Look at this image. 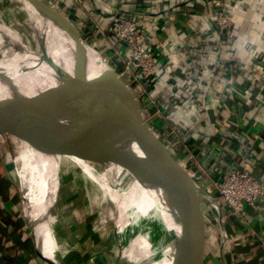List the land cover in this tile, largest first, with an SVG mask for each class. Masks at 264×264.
<instances>
[{
  "label": "crops",
  "instance_id": "crops-1",
  "mask_svg": "<svg viewBox=\"0 0 264 264\" xmlns=\"http://www.w3.org/2000/svg\"><path fill=\"white\" fill-rule=\"evenodd\" d=\"M53 1L74 16L81 33H95L94 40L98 44L101 40L105 53H109L110 46L99 36L96 23H105L118 12L143 23L149 43L160 51L158 76L150 85L152 96L186 136L195 144L202 142L203 160L211 175L221 178L232 166L251 160L256 175L264 179V0H227L234 30L219 50L215 9L208 0H81V8L72 0ZM116 45L127 52L121 44ZM192 81L203 84L197 93L203 105L193 101ZM245 81L249 86L246 92L239 88ZM152 117L162 133L161 120L155 114ZM231 132H237L240 140H235ZM3 134L0 133V264H49L34 234L31 220L35 222L36 218L17 154ZM171 150L172 147L169 151L184 168L189 182L204 191L208 184L191 178L195 169L184 166V154ZM48 191L47 186V206ZM225 212L227 239L223 251L227 264H264V202L259 211L245 207L243 216L227 209ZM217 226L219 239L215 242L204 219L187 264H224L219 216ZM12 257L19 259L14 261Z\"/></svg>",
  "mask_w": 264,
  "mask_h": 264
},
{
  "label": "water",
  "instance_id": "water-1",
  "mask_svg": "<svg viewBox=\"0 0 264 264\" xmlns=\"http://www.w3.org/2000/svg\"><path fill=\"white\" fill-rule=\"evenodd\" d=\"M23 3L41 51L28 49L31 58L18 55L0 60V133L33 144L80 135L111 150L137 155L134 189L121 209L116 203V252L112 264L139 261V253L131 256V252L140 247L148 227H153L160 238L165 264H187L204 224L200 202L210 203L218 212L221 257L227 264L222 205L189 182L149 123V111L133 88L115 69L100 71L92 64L80 29L52 0ZM41 13L64 28L72 41V56L49 51ZM128 217L132 231L124 236L122 226ZM31 222L36 239L47 252L48 263L55 264V252ZM59 261L63 264L60 258Z\"/></svg>",
  "mask_w": 264,
  "mask_h": 264
},
{
  "label": "rangeland",
  "instance_id": "rangeland-1",
  "mask_svg": "<svg viewBox=\"0 0 264 264\" xmlns=\"http://www.w3.org/2000/svg\"><path fill=\"white\" fill-rule=\"evenodd\" d=\"M53 2L59 10L65 13L59 4L55 1ZM66 15L68 16V14ZM68 17L72 19L70 16ZM32 24L25 11L23 2L20 0H4L0 3V28L9 31L10 35L12 33L15 34L20 39L17 43L12 44V37L10 35L5 36V54L10 45L15 47V52H8L10 56L5 58L18 56L16 52H21L23 51L22 49H27V47L41 51L40 44L38 45V41L35 38ZM82 36L87 44L96 48L105 59L107 58L104 61L107 66L113 68L112 63L115 58L108 57L107 53L102 50V46H100L101 40L98 41L99 44L95 42L97 40L96 34L91 33L89 35L86 32L85 35L82 33ZM140 99L143 102V98L140 97ZM154 125L155 131L158 132ZM158 133L162 135V133ZM3 138L9 140L12 150L17 154L21 174L29 190L26 189L25 192H28L31 202L32 194L36 192L37 182L39 181L37 167L38 153H41V150L39 151V143H31L29 145L23 140L7 134H3ZM172 150L174 152L177 151L175 146ZM51 156L54 159L52 165L50 164V173L47 174L48 176H44L45 178H40V180L49 179V182L47 180L45 187L43 186L44 193L39 194V199L42 196L43 200L38 202L42 205L40 204L39 214L37 215L40 217L42 214V218L44 216L46 220L51 234L50 239L53 243L51 245L56 256L58 257L59 255L63 264H111L116 249L114 228L116 209L114 205L108 201H101L100 191L97 186L83 173L82 168L78 164L65 159L61 160V152L57 150H54ZM110 180L113 181L112 178ZM128 183V178L124 177L121 185L122 189L117 190L119 199L125 198V187H127ZM47 186L49 189L48 206L44 202ZM30 188L33 189L32 194ZM204 191L200 192L205 194L206 192ZM25 199V203H27V195ZM199 206L211 231L210 237L212 241L218 242L219 229L216 209L208 202H200ZM46 210L49 211L51 218ZM223 210L225 212V208ZM43 213L45 214L43 215ZM131 231H129V235ZM55 264H60L59 259ZM137 264H146L144 258L140 257Z\"/></svg>",
  "mask_w": 264,
  "mask_h": 264
},
{
  "label": "built area",
  "instance_id": "built-area-1",
  "mask_svg": "<svg viewBox=\"0 0 264 264\" xmlns=\"http://www.w3.org/2000/svg\"><path fill=\"white\" fill-rule=\"evenodd\" d=\"M72 1L75 6L82 7L81 0ZM208 2L215 9L214 22L219 45L217 50H219L223 45H226L232 36L234 30L233 15L227 0H208ZM95 27L99 36L109 43L110 50L107 56L115 58L114 62L120 63L122 66V70L116 72L122 78L127 79L125 81L129 86L137 89V97L149 111V123L153 127L152 114H155L164 126L162 135L159 136L166 146L168 148L175 146L177 151L184 154V166L195 169L190 174L195 182L202 180L208 184L205 194L213 196L223 208L236 215L243 216L245 207L259 211L264 202V179L256 175L255 164L251 160H245L240 165L232 166L221 178L211 175L208 171V163L203 160L204 145L202 142L195 144L186 136L182 132L183 129L169 119L163 107L152 96L150 85L158 76L160 51L149 43V33L146 26L135 17L118 12L105 23H96ZM116 43L127 48V52H124L121 47H117ZM87 45L99 54L96 48ZM106 59L103 57L104 61ZM245 82L240 84L239 88L246 92L249 86ZM191 85L194 94L193 101L198 105H203L202 99L197 97V93L202 89L203 84L199 81H192ZM140 97L143 98V102ZM230 135L235 140H240V135L237 132H231ZM254 232L258 233L257 235L260 233L256 230Z\"/></svg>",
  "mask_w": 264,
  "mask_h": 264
},
{
  "label": "bare ground",
  "instance_id": "bare-ground-1",
  "mask_svg": "<svg viewBox=\"0 0 264 264\" xmlns=\"http://www.w3.org/2000/svg\"><path fill=\"white\" fill-rule=\"evenodd\" d=\"M24 8L28 14L27 8L25 6ZM39 18L46 33L47 48L49 49V51L60 56H72V41L64 30V28L54 18L47 14L41 13ZM32 27L34 30L33 32L35 38L38 41L35 28L34 26ZM6 35H10L9 31L0 28V60L1 58L5 59V57L10 56L8 55V52H15L14 45H10V48L5 54L4 44ZM10 36L12 37V44L17 43L20 40L18 36L13 33ZM28 49L32 48L27 47V49H22L23 51L16 52V54L24 56L25 58H31L32 54L28 52ZM87 49L90 61L98 70H110L101 55H99L93 48L89 46L87 47ZM39 147V151L41 150V153H38L37 161L39 181L37 182L36 192L34 194H32L33 189L30 188L32 194V201L30 202V204H32V208L35 214L34 218H36L34 222L36 225V229L39 233L42 234V236L46 240V243L50 245L52 251L54 252L53 247L50 243L51 234L48 230L46 220L44 219V216L42 218V214L40 215V217L37 215L39 214V207L41 204L38 202L40 200L42 202L43 200L42 196H40L39 199V194L44 193L43 190L46 181L49 180H40V178L44 176L46 177V175L50 173V164L52 165L54 159L53 156H51L52 150H57L61 152V160L65 159L66 161H71L78 164L82 168L83 173L97 186V189L100 191L101 201L111 202L114 205L115 209L116 203H118L120 209L122 208L123 204L130 197L134 189L138 157L134 153L118 152L111 150L103 145L93 143L80 135H71L58 141L44 140L39 142ZM124 177L128 178L129 183L126 185L127 187H125V198L119 199L117 190L122 189L121 185ZM110 178H112L113 181H111ZM44 214L45 213H43V215ZM123 225H125V227L122 226L123 235L128 236L129 231H131L132 229L131 218L128 217L123 223ZM137 253H139L140 257L144 258L146 264L166 263L165 253L161 246L160 238L153 227H148L140 247L132 251L131 256H135ZM113 258L114 255L112 257V261ZM57 260L58 259L56 256L55 262H57Z\"/></svg>",
  "mask_w": 264,
  "mask_h": 264
},
{
  "label": "trees",
  "instance_id": "trees-1",
  "mask_svg": "<svg viewBox=\"0 0 264 264\" xmlns=\"http://www.w3.org/2000/svg\"><path fill=\"white\" fill-rule=\"evenodd\" d=\"M65 11V13L66 14H68V16H70L71 18H72V20L74 21V23L78 26V24H77V21L75 20V18H74V16L73 15H71L67 10H64ZM107 54H108V52H107ZM112 65H113V69H115L116 71H118V72H120L121 70H122V66H121V64L120 63H117V62H113L112 63ZM124 80H127L126 78H123ZM133 90L136 92L137 91V89L134 87L133 88ZM151 111V110H150ZM154 129V128H153ZM154 131H155V129H154ZM156 132V131H155ZM157 133V132H156ZM158 135H159V133H157ZM12 260H14V261H18V259L19 258H17V257H15V258H11Z\"/></svg>",
  "mask_w": 264,
  "mask_h": 264
}]
</instances>
